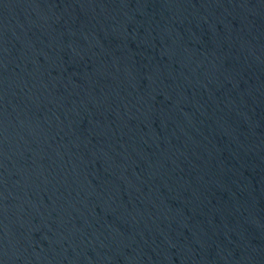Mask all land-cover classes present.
Segmentation results:
<instances>
[{"label":"water","instance_id":"1","mask_svg":"<svg viewBox=\"0 0 264 264\" xmlns=\"http://www.w3.org/2000/svg\"><path fill=\"white\" fill-rule=\"evenodd\" d=\"M0 264H264V0H0Z\"/></svg>","mask_w":264,"mask_h":264}]
</instances>
